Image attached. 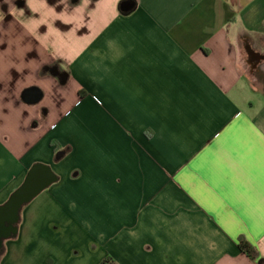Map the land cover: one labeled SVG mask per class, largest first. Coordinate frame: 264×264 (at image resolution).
Wrapping results in <instances>:
<instances>
[{
  "label": "crops",
  "instance_id": "crops-1",
  "mask_svg": "<svg viewBox=\"0 0 264 264\" xmlns=\"http://www.w3.org/2000/svg\"><path fill=\"white\" fill-rule=\"evenodd\" d=\"M246 45L264 54V0H0V205L34 164L57 176L21 210L15 264L63 228L103 246L93 264H259L238 245L264 258Z\"/></svg>",
  "mask_w": 264,
  "mask_h": 264
},
{
  "label": "rangeland",
  "instance_id": "rangeland-1",
  "mask_svg": "<svg viewBox=\"0 0 264 264\" xmlns=\"http://www.w3.org/2000/svg\"><path fill=\"white\" fill-rule=\"evenodd\" d=\"M243 57L244 62L243 66L247 73L251 74V79L253 84L257 88H264V74L257 71H250L249 64L247 62V53L243 49ZM47 223L44 222L40 225L39 229L46 230ZM70 228H63L59 233L53 232H45V233H38L37 237L28 243V246L37 247L36 249L30 251L28 248V252L25 256L32 257V264H93L98 258H100L104 248L103 246H99L96 250H91L89 247V241L86 235H70ZM68 232L67 235H64ZM104 238V235H95V239L99 242L100 239ZM8 242L5 240L4 242V250L0 252V257L3 253H5V260L4 264H15V260L13 257V252L7 254L5 251L6 243ZM22 243V242H20ZM75 244H79V248L81 249V255L74 256L72 255L73 246ZM21 248L22 244H21ZM54 253L57 257L46 256L47 254ZM59 253V254H58ZM34 256V257H33Z\"/></svg>",
  "mask_w": 264,
  "mask_h": 264
},
{
  "label": "water",
  "instance_id": "water-1",
  "mask_svg": "<svg viewBox=\"0 0 264 264\" xmlns=\"http://www.w3.org/2000/svg\"><path fill=\"white\" fill-rule=\"evenodd\" d=\"M133 3L124 1L122 9H131ZM249 63L254 62L255 66L260 60H264V54L255 51L250 45L245 47ZM24 99L29 103H35L42 97L37 88H31L24 92ZM62 152L57 153L60 157ZM57 176L48 165L36 163L26 174L22 183L10 194L8 199L0 205V252L4 248L7 239L14 238L18 231L20 213L24 205L29 203L43 189L56 181Z\"/></svg>",
  "mask_w": 264,
  "mask_h": 264
},
{
  "label": "trees",
  "instance_id": "trees-1",
  "mask_svg": "<svg viewBox=\"0 0 264 264\" xmlns=\"http://www.w3.org/2000/svg\"><path fill=\"white\" fill-rule=\"evenodd\" d=\"M238 245L240 250L251 259H258L259 264H264V258L260 256L257 249L244 237H239ZM99 264H116L115 261L107 256Z\"/></svg>",
  "mask_w": 264,
  "mask_h": 264
},
{
  "label": "flooded vegetation",
  "instance_id": "flooded-vegetation-1",
  "mask_svg": "<svg viewBox=\"0 0 264 264\" xmlns=\"http://www.w3.org/2000/svg\"><path fill=\"white\" fill-rule=\"evenodd\" d=\"M262 61H264V60H260L258 63H260ZM258 63L255 66H253L254 62L249 63L250 71H256L255 67L258 65Z\"/></svg>",
  "mask_w": 264,
  "mask_h": 264
}]
</instances>
